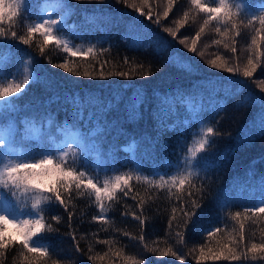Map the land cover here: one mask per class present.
<instances>
[{
	"label": "trees",
	"instance_id": "1",
	"mask_svg": "<svg viewBox=\"0 0 264 264\" xmlns=\"http://www.w3.org/2000/svg\"><path fill=\"white\" fill-rule=\"evenodd\" d=\"M30 2V14L13 18L11 24L5 17L0 27L27 37V28L37 22L43 4L49 7L47 13L56 15L57 10L50 6L53 0ZM201 2L209 4L211 0ZM65 3L70 5V13L59 38L73 48L94 47L92 54L70 57L55 40L45 44L39 33L33 34L28 45L8 39L0 47V71L5 73L0 87L19 82L25 68L36 77L8 119L18 128L36 126L41 138L20 140L18 133L15 146L21 151L44 150L55 148L65 130L78 136L92 132L86 138L87 154L79 170L97 177L99 186L105 179L129 172L133 179L125 188L127 196L117 191L116 199L105 201L106 213H101L94 197L80 195L74 187L71 195L64 196L67 210L58 202L47 205L45 223L52 230L34 239L48 248L49 255L37 258L38 254L25 253L31 264H264V259L252 260L251 254L240 261L225 260L223 255L213 258L222 251L226 254L227 248L239 241V224L231 219L237 211L244 225L243 248L237 249V254L264 239V214H244L245 208L264 200V108L253 103L264 96V29L258 35V20L248 25L249 18L264 15L259 12L264 0H229L242 5L239 16L234 17L237 28L222 36L215 28L221 27L223 32L224 25L212 21L200 34L196 52L189 50L191 40L207 17L195 10L190 0H173L168 17L163 13L169 0H147L142 10L153 13L151 20L123 0ZM157 17L159 24L154 22ZM164 28L176 31V37ZM182 39L185 44L180 43ZM177 55L184 64L169 62ZM217 56L221 57L218 63L227 60L228 66L238 70L211 67L209 61ZM249 58L256 70L251 77H244ZM65 62L73 72L88 70L96 78L76 76L57 66ZM188 62L194 67L191 72L186 70ZM100 71L107 78H99ZM109 72L128 76H107ZM145 72L150 74L143 76ZM133 104L135 116L131 115ZM209 126L214 128L209 137L213 142L196 167L199 176L193 179L196 187L191 189L196 193L203 187L202 194L192 197L202 195L200 207L191 209L195 215L185 228L180 208H190L188 185L183 191L173 187L170 192L168 186L161 189L137 181L135 175L149 180L159 179L155 172L166 179L175 175L177 162L183 165L187 149L195 147L201 130ZM177 195L183 199L178 200ZM26 203L24 211L28 212L31 201ZM173 215L177 219L170 226ZM53 216H59V221ZM97 216L105 219H93ZM217 227L219 232L208 234V229ZM201 248L207 259L201 258ZM24 252L19 244L10 245L0 264H29L21 255Z\"/></svg>",
	"mask_w": 264,
	"mask_h": 264
},
{
	"label": "snow or ice",
	"instance_id": "2",
	"mask_svg": "<svg viewBox=\"0 0 264 264\" xmlns=\"http://www.w3.org/2000/svg\"><path fill=\"white\" fill-rule=\"evenodd\" d=\"M173 0H169V7L164 11V17H168L171 11ZM128 7H131L140 12L141 15H146L149 20L152 19L153 13L143 12V7L147 4V0H123ZM192 7L198 10L200 13L206 15V19L203 20L204 27H201L196 32L195 37L191 40L190 51L196 52L197 41L200 39V34L204 32L205 27L212 21H215L217 25L223 24L224 31H221V27H216L215 31L222 36H227L229 31L237 28L235 16H239L242 9V5H233L229 3V0H211V3L205 4L201 0H190ZM51 7L55 8L56 15L51 13L40 15L37 18V22L30 25L27 28V37L24 35H18L16 31L7 32L3 27H0V47L3 46L4 41L19 40L22 44H30L33 34L39 33L44 37V43L47 44L50 40H55L58 45H62L64 52L68 53L70 57L84 56L87 57L94 52V47H88L86 50L80 48H73L69 44L59 38V33L62 31L61 25L65 23V17L70 13V5L65 3V0H53ZM236 8V12H232V8ZM31 2L30 0H0V24H3L5 17H7L11 24L13 18L20 16L24 18L25 14H30ZM189 12H184V18L187 20ZM259 22L260 28H256L255 31L259 35L261 30L264 29V15H259L248 19V25H253L255 21ZM159 24V17L154 21ZM242 22V21H241ZM178 23H183L178 22ZM228 25L231 27L229 28ZM165 32H168L174 38L176 37V31L172 28H164ZM236 35L240 33L237 31ZM181 44H185V40H180ZM219 44L220 41H215ZM235 41H233V44ZM252 44H256V38H252ZM157 46L160 47V42H157ZM187 46V45H186ZM224 47L229 48V44H225ZM101 51H104L101 49ZM231 52L235 53L236 48L232 47ZM43 53V48H41ZM95 59V57H93ZM221 57L217 56L216 59L210 60L211 67L216 69H224L228 72H233V67L228 66L227 60L222 63H218ZM170 63L174 65L184 64V60L179 55L171 57ZM127 63V58L125 59ZM66 71L73 72V69L69 67L68 63H61L57 65ZM103 68V65H101ZM187 71L191 72L194 67L190 62L187 63ZM256 70V64L251 58L247 61V66L243 71L244 77H251ZM76 76L96 78L94 74L88 70L73 72ZM150 73H143V76H147ZM5 73L0 71V80L4 78ZM124 76L127 77L128 73L125 72H109L107 76ZM99 78H107L103 71H100ZM36 77L32 75V72L25 68L23 78L19 82L9 83L6 87H0V109L3 113L0 114V257H3L5 250L10 245L19 244L24 253V259L29 261L27 254H38V257H46L49 255L48 248L43 246L39 240L34 239L45 231H51V225L45 223V214L47 211L46 206L58 202L67 210L68 205L65 202V194L71 195V190L74 187L80 194H87L89 197H94L96 204L99 206L101 213H106L107 208L105 201H113L116 199L117 191L123 192L125 196L128 192L125 188L128 187L129 181L133 179L132 172L126 175H115L109 179L103 181V185L99 186L95 182L94 178L87 175L86 170H79L80 161L86 156V149L84 144L87 136H92V132L87 134L82 133L77 136L74 135L71 130H65L67 136L63 139V143H57L55 148H46L44 150H38L35 148H29L28 150L21 151L16 148L18 140V133L20 140L36 141L41 138L39 129L18 128L15 123L9 122L8 115L14 110L15 105L23 97L26 92V86L34 83ZM264 91V87L261 89ZM75 99V98H73ZM253 103H259L264 108V96L257 98ZM137 113L135 104L132 105V116ZM79 115V112L77 113ZM214 135V128L209 126L201 130V138L196 142L195 147H189L187 149V156L184 157V163L181 166L177 162V173L171 175L167 179L164 175L158 172L153 173L154 176H159L158 180H149L147 176L140 174L135 175L137 181L144 180L149 184H155L156 187L163 189L168 186L169 191L173 187L177 188L178 192L183 191L184 185H188L187 198L190 201L189 210L180 208L182 213V223L187 227V224L192 221L195 212L191 209L199 208V200L202 198L198 196L196 199H192L196 193L203 192V187L196 189V193L191 189L195 188L193 179L198 178L199 173L196 171V167L200 165L203 154L209 149L211 141L210 136ZM9 196L11 199H9ZM177 199L181 200L183 197L177 195ZM27 201H31L30 211L25 212L24 209L28 206ZM173 213L177 212L176 208L172 209ZM248 213L264 214V200H260L255 206L244 209V214ZM72 213L69 212V219H71ZM27 217V218H25ZM241 212L237 211L231 219L239 224L240 237L239 241H235L234 246L227 248L226 254L223 251L217 254L214 259H220L223 255V259L231 261H240L241 259L247 260L249 254H251L252 260L258 258L264 259V256L258 257V254H264V239L260 243H251L250 247L246 251L241 250L237 254V249L243 248V229L244 225L239 222ZM53 220L59 221V216H53ZM96 220L105 219L104 216L93 217ZM136 219H140L136 217ZM177 219L176 215H173L169 220V225ZM143 224V221H140ZM209 235H214L215 232H219L220 228L217 227L214 230L208 229ZM177 235H180L177 233ZM235 240V238H234ZM226 247V246H225ZM77 250L79 246L77 245ZM211 251V249H209ZM201 258L207 259L204 252V248L200 249ZM177 256V259H181L177 253H172ZM91 258V257H90ZM31 264V261H29ZM55 264V262H54Z\"/></svg>",
	"mask_w": 264,
	"mask_h": 264
},
{
	"label": "rangeland",
	"instance_id": "3",
	"mask_svg": "<svg viewBox=\"0 0 264 264\" xmlns=\"http://www.w3.org/2000/svg\"><path fill=\"white\" fill-rule=\"evenodd\" d=\"M47 10H48V6H47V5H42V7L40 8V15H44V14H46ZM263 11H264L263 8L259 9V12H263ZM28 128H30V127H27V129H28ZM66 136H67V135H63V137H62V141H61L60 143H63V139H64ZM151 175H152V174H151Z\"/></svg>",
	"mask_w": 264,
	"mask_h": 264
}]
</instances>
